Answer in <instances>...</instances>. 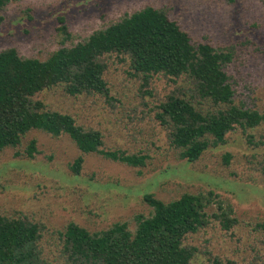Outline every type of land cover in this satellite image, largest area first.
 I'll list each match as a JSON object with an SVG mask.
<instances>
[{
    "label": "rangeland",
    "instance_id": "1",
    "mask_svg": "<svg viewBox=\"0 0 264 264\" xmlns=\"http://www.w3.org/2000/svg\"><path fill=\"white\" fill-rule=\"evenodd\" d=\"M149 6L166 12L194 41L231 48L234 59L228 73L236 103L264 115V0H20L0 11V52L14 48L24 58L46 60L62 46L82 42ZM63 25L71 35L68 40L60 32ZM106 60L112 102L100 95L72 97L61 88L39 98L84 128L100 130L104 150L147 155L146 167H129L92 153L83 155L76 176L71 166L82 153L71 138L32 130L20 146L0 152V215L42 224L41 247L53 264L61 261L59 233L71 222L91 233L124 222L135 231L134 217L153 211L145 195L169 202L185 193L213 191L233 206L239 222L225 231L211 220L189 235L186 244L197 249L194 264H212L215 258L264 264V231L256 228L264 223V122L247 132L237 128L225 145L211 147L189 163L156 119V106L174 84L156 76L144 87L131 74L128 61L116 56ZM31 140L37 141L38 150L32 159L26 155Z\"/></svg>",
    "mask_w": 264,
    "mask_h": 264
},
{
    "label": "trees",
    "instance_id": "2",
    "mask_svg": "<svg viewBox=\"0 0 264 264\" xmlns=\"http://www.w3.org/2000/svg\"><path fill=\"white\" fill-rule=\"evenodd\" d=\"M18 1L0 0V11ZM60 32L65 40L71 38L67 26H61ZM108 56L128 61L131 74L144 87L156 76L174 84L156 106V119L167 130L171 146L189 163L197 162L211 147L225 145L227 135L237 128L247 132L264 122L258 110L236 103L228 73L234 51L194 41L166 12L149 6L82 42L62 46L46 60L24 58L14 48L0 52V152L17 148L30 131L40 130L53 137L68 135L76 144L82 153L71 166L76 176L81 174L83 155L92 153L129 167H146L147 155L104 150L100 130L84 128L73 116L50 109L39 98L61 88L72 97L100 95L112 102L106 79ZM248 139L254 142L253 136ZM37 153V141L31 140L26 155L32 159ZM224 159L229 164L231 155ZM144 200L153 211L148 217H134L135 231L126 222L95 233L69 223L59 233L61 261L53 264H194L197 249L186 244L189 235L211 220L225 231L239 222L233 206L213 191L185 193L169 202L147 194ZM256 228L264 231V223ZM43 229L27 218L0 215V264H52L41 247ZM212 264L237 263L215 258Z\"/></svg>",
    "mask_w": 264,
    "mask_h": 264
}]
</instances>
